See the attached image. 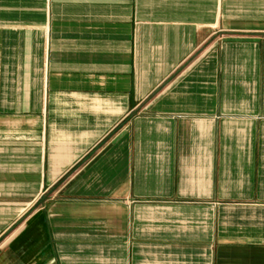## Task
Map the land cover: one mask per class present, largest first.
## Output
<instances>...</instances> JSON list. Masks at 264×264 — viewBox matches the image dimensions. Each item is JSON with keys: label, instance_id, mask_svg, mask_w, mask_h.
Listing matches in <instances>:
<instances>
[{"label": "crops", "instance_id": "obj_1", "mask_svg": "<svg viewBox=\"0 0 264 264\" xmlns=\"http://www.w3.org/2000/svg\"><path fill=\"white\" fill-rule=\"evenodd\" d=\"M0 264H264V0H0Z\"/></svg>", "mask_w": 264, "mask_h": 264}, {"label": "rangeland", "instance_id": "obj_2", "mask_svg": "<svg viewBox=\"0 0 264 264\" xmlns=\"http://www.w3.org/2000/svg\"><path fill=\"white\" fill-rule=\"evenodd\" d=\"M235 1H238V0H235ZM241 1V0H239ZM230 4H233L232 2ZM246 4H249L246 2ZM234 5V4H233ZM225 27L222 26H217V31L215 33V35L211 36L208 38L207 42L205 45H207V48L211 47L214 43L217 42V44L221 43V40L224 39V37H227L228 35L231 36V35H247V34H252V33H248L247 31H234V33H232V31H227L224 29ZM204 48V46H203ZM196 57L197 56V53H196ZM196 57H193L191 62L195 61ZM190 63H186V65H188ZM58 190H54L53 187L51 186V188L49 187L47 192H46V196H47V199H46V204H47V207L50 205L51 201L53 200V194H55ZM37 206L38 203H36ZM36 206L32 205V210L35 209Z\"/></svg>", "mask_w": 264, "mask_h": 264}]
</instances>
